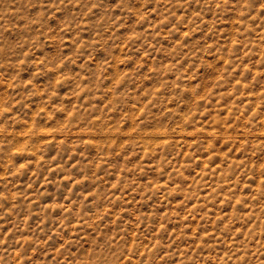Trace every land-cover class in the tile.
I'll return each mask as SVG.
<instances>
[{
    "label": "rangeland",
    "instance_id": "1",
    "mask_svg": "<svg viewBox=\"0 0 264 264\" xmlns=\"http://www.w3.org/2000/svg\"><path fill=\"white\" fill-rule=\"evenodd\" d=\"M0 264H264V0H0Z\"/></svg>",
    "mask_w": 264,
    "mask_h": 264
}]
</instances>
